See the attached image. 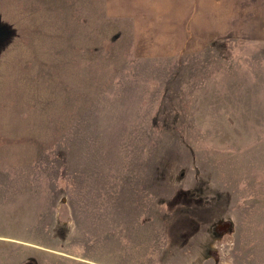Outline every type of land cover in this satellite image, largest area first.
<instances>
[{"label":"rangeland","instance_id":"1","mask_svg":"<svg viewBox=\"0 0 264 264\" xmlns=\"http://www.w3.org/2000/svg\"><path fill=\"white\" fill-rule=\"evenodd\" d=\"M122 4L0 0V264H264V0L171 56Z\"/></svg>","mask_w":264,"mask_h":264},{"label":"crops","instance_id":"2","mask_svg":"<svg viewBox=\"0 0 264 264\" xmlns=\"http://www.w3.org/2000/svg\"><path fill=\"white\" fill-rule=\"evenodd\" d=\"M138 1L135 8L129 0H123L120 14L133 12L143 18L141 25L146 34L163 45V55L171 56L195 51L210 40L223 38L230 27L229 19L240 14L225 15V2L236 5L239 10L247 0H216V9L212 5L216 13L212 14H209V0H144L143 9L142 2Z\"/></svg>","mask_w":264,"mask_h":264}]
</instances>
